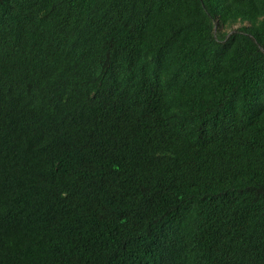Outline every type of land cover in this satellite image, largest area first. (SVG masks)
I'll list each match as a JSON object with an SVG mask.
<instances>
[{
  "label": "trees",
  "instance_id": "1",
  "mask_svg": "<svg viewBox=\"0 0 264 264\" xmlns=\"http://www.w3.org/2000/svg\"><path fill=\"white\" fill-rule=\"evenodd\" d=\"M0 264H264V0H0Z\"/></svg>",
  "mask_w": 264,
  "mask_h": 264
},
{
  "label": "rangeland",
  "instance_id": "2",
  "mask_svg": "<svg viewBox=\"0 0 264 264\" xmlns=\"http://www.w3.org/2000/svg\"><path fill=\"white\" fill-rule=\"evenodd\" d=\"M238 26H235V28H237Z\"/></svg>",
  "mask_w": 264,
  "mask_h": 264
}]
</instances>
